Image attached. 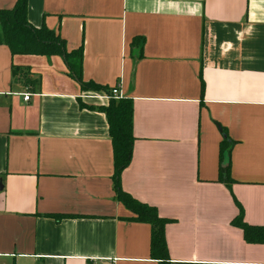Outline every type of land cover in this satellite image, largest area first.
<instances>
[{
	"label": "crops",
	"instance_id": "crops-1",
	"mask_svg": "<svg viewBox=\"0 0 264 264\" xmlns=\"http://www.w3.org/2000/svg\"><path fill=\"white\" fill-rule=\"evenodd\" d=\"M27 20L82 45L84 82L132 100L120 185L170 220L168 264H264L231 224L236 200L264 226V0H28ZM108 101L60 56L0 44V264H158L150 224L115 198Z\"/></svg>",
	"mask_w": 264,
	"mask_h": 264
},
{
	"label": "trees",
	"instance_id": "trees-1",
	"mask_svg": "<svg viewBox=\"0 0 264 264\" xmlns=\"http://www.w3.org/2000/svg\"><path fill=\"white\" fill-rule=\"evenodd\" d=\"M28 0H16L11 9H0V44L9 48L12 55H42L50 57L60 56L74 80L81 89L99 90L106 89L93 82H84L82 79V58L83 47L67 51L64 39L45 25L38 28L32 26L27 20ZM14 73V72H13ZM203 92V81H201ZM81 107L94 109L81 103ZM103 112L107 119L108 133L112 145L113 174L115 198L121 202L135 217L131 219L139 222L149 223L151 226L150 255L158 261V264H168L167 246L164 236V227L170 222L166 218L158 216L153 206L142 203L122 190L120 176L122 171L129 165L132 156L134 137L132 134L133 105L130 98L119 100L110 99L105 106L96 107ZM235 142L227 135L219 145L220 161L224 154H229L231 146ZM219 180L230 184L233 179L229 173V162L226 166L219 168ZM238 208L237 215L232 219L231 224L242 230L243 239L247 243L264 244V226L249 225L243 220V208L235 200ZM62 217H76L75 215H57Z\"/></svg>",
	"mask_w": 264,
	"mask_h": 264
},
{
	"label": "built area",
	"instance_id": "built-area-1",
	"mask_svg": "<svg viewBox=\"0 0 264 264\" xmlns=\"http://www.w3.org/2000/svg\"><path fill=\"white\" fill-rule=\"evenodd\" d=\"M101 90L103 92V96L109 100L110 99L119 100V99L124 98V96L120 92L119 82L110 88L101 89ZM30 95L31 94L29 92L22 93L23 100L27 101ZM90 97H95V95H90Z\"/></svg>",
	"mask_w": 264,
	"mask_h": 264
}]
</instances>
